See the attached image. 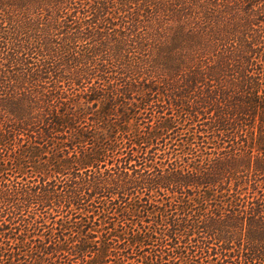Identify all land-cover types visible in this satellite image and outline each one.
<instances>
[{"label": "trees", "instance_id": "trees-1", "mask_svg": "<svg viewBox=\"0 0 264 264\" xmlns=\"http://www.w3.org/2000/svg\"><path fill=\"white\" fill-rule=\"evenodd\" d=\"M48 1L0 0L1 66L46 61ZM185 1L159 4L184 12L177 41L159 48L144 28L123 30V73L132 74L123 87L148 72L143 92L173 91L158 104V112L170 106L167 116L151 124L147 112L145 122L123 96V119L107 124L122 143L79 128L66 138L77 117L55 114L33 136L39 184L27 200L38 212L16 236L11 222L0 223V264H52L50 252L54 264H264V0ZM132 3L123 0L130 15ZM46 206L65 213L54 233ZM68 254L79 261L60 262Z\"/></svg>", "mask_w": 264, "mask_h": 264}, {"label": "rangeland", "instance_id": "rangeland-1", "mask_svg": "<svg viewBox=\"0 0 264 264\" xmlns=\"http://www.w3.org/2000/svg\"><path fill=\"white\" fill-rule=\"evenodd\" d=\"M132 1L135 12L131 15V9L128 6L123 7V0L45 2L48 6L45 19L50 21L48 25L46 20L45 25L51 31H43L40 35L44 38L41 45L46 61L43 62L40 55H33L27 63L19 67H9L6 62V66L0 64L3 71L0 72V223L11 222L10 227L16 233L15 236L22 234L25 226L29 225L27 222L31 220L30 217L38 212L37 207L27 200L33 193L32 188L39 184L37 161L31 158L33 136L37 132H44L51 123L57 121L59 115L55 114L77 117V122L66 126V138H71L79 128L90 138L112 141L116 137L115 140H122L123 143L120 134L111 137L110 128L107 126L123 119V96L134 100V104L138 105L135 107L140 110L145 122H149L146 118L147 112H152L155 116L151 124H154L159 115L169 112L170 106L158 112V104L165 106L164 101L170 100L173 91H142L141 86L149 78L148 72L144 79H137V85L127 84L123 87L125 79L132 75L123 73L127 69L126 64H123V30L144 28L145 33L151 36L153 44L160 48L171 37L170 40L177 41L181 25L176 19L181 18L184 12L181 9H165L166 12H162L163 6L159 4L167 5L169 0H157L158 6L152 0H148L146 4L143 0ZM231 1L234 4L240 3L238 7H243L245 2ZM185 2L191 3L192 0ZM216 2L221 4V0ZM178 6L181 8V4ZM259 6L260 3L257 7ZM257 7L253 9L254 13L257 12ZM123 9L126 11L123 12ZM132 18H137L140 22L134 23ZM130 45L138 49L143 46L137 41H130ZM145 125L141 123L142 128ZM106 164L109 167L108 162ZM116 164L113 161L112 165ZM85 173L88 172H81V176H85ZM71 175L73 174H68ZM4 191L8 193L4 194ZM113 198L116 199V195ZM48 209L54 217L46 222V226L54 233L57 231L56 221L65 213L63 208L55 211L52 206V209ZM64 237L70 236L66 233ZM97 238L98 233L95 239ZM71 239L74 238L70 237L69 241ZM10 241L15 244L19 240L11 237ZM72 243L74 245L76 241ZM13 250L15 248H11ZM53 254L56 256L58 253L50 252L47 256L52 264L56 261ZM58 259L60 262L79 261L70 254L63 257L60 255ZM14 261L13 264L22 263L20 259Z\"/></svg>", "mask_w": 264, "mask_h": 264}]
</instances>
